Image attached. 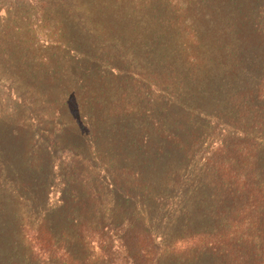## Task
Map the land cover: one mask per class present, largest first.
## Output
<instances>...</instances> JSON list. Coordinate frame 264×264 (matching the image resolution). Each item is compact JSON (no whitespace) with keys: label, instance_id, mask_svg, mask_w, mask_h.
Here are the masks:
<instances>
[{"label":"trees","instance_id":"1","mask_svg":"<svg viewBox=\"0 0 264 264\" xmlns=\"http://www.w3.org/2000/svg\"><path fill=\"white\" fill-rule=\"evenodd\" d=\"M12 13L0 264H264V0Z\"/></svg>","mask_w":264,"mask_h":264},{"label":"rangeland","instance_id":"2","mask_svg":"<svg viewBox=\"0 0 264 264\" xmlns=\"http://www.w3.org/2000/svg\"><path fill=\"white\" fill-rule=\"evenodd\" d=\"M21 2V0H20ZM19 0H4L2 5H0V39H2L3 36L6 35V31H8V33H10L11 30V24L14 23L16 24V14H13L12 11L16 10V6L20 3ZM11 6L13 7V9H11ZM32 22V15H29L27 19H22L21 18V23H20V27L22 29V31L26 30L27 27H29V25ZM19 101V100H18ZM70 105L72 107V110L75 114V116L77 117V119L80 121V116L78 114V110H77V104L76 101L74 99L73 96H71V100H70ZM83 130H85L86 128L84 127V124L81 122L80 123ZM60 181L59 180H54L52 183V193H53V197L55 199L59 198V194H60ZM52 197V198H53Z\"/></svg>","mask_w":264,"mask_h":264}]
</instances>
